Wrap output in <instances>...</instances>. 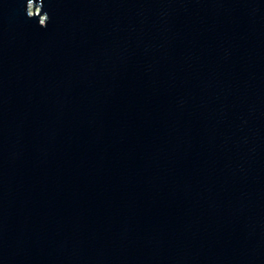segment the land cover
<instances>
[{
  "label": "water",
  "instance_id": "water-1",
  "mask_svg": "<svg viewBox=\"0 0 264 264\" xmlns=\"http://www.w3.org/2000/svg\"><path fill=\"white\" fill-rule=\"evenodd\" d=\"M27 3L0 0V264H264V0Z\"/></svg>",
  "mask_w": 264,
  "mask_h": 264
},
{
  "label": "clouds",
  "instance_id": "clouds-1",
  "mask_svg": "<svg viewBox=\"0 0 264 264\" xmlns=\"http://www.w3.org/2000/svg\"><path fill=\"white\" fill-rule=\"evenodd\" d=\"M28 3H29V0H28ZM28 3H27V8H28ZM44 14H46V13H44ZM27 15H28V11H27ZM47 15V14H46ZM29 16V15H28ZM30 17V16H29ZM47 17H48V15H47ZM48 19H49V17H48ZM40 24V23H39ZM41 25V24H40ZM46 25V24H45ZM45 25H43V26H45Z\"/></svg>",
  "mask_w": 264,
  "mask_h": 264
},
{
  "label": "rangeland",
  "instance_id": "rangeland-1",
  "mask_svg": "<svg viewBox=\"0 0 264 264\" xmlns=\"http://www.w3.org/2000/svg\"><path fill=\"white\" fill-rule=\"evenodd\" d=\"M33 10V8L31 7V11ZM37 11H38V9H37Z\"/></svg>",
  "mask_w": 264,
  "mask_h": 264
}]
</instances>
